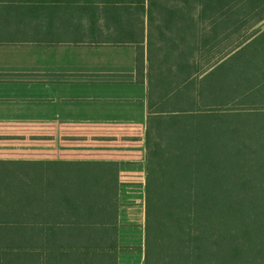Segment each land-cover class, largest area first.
<instances>
[{
  "label": "trees",
  "instance_id": "obj_1",
  "mask_svg": "<svg viewBox=\"0 0 264 264\" xmlns=\"http://www.w3.org/2000/svg\"><path fill=\"white\" fill-rule=\"evenodd\" d=\"M95 1L138 45L139 67L147 17L160 67L149 84L147 264H264V49L236 75L220 72L233 57L198 75L200 58L248 22L203 49L201 15L247 3L255 16L264 0ZM49 171L0 161V264H118V165Z\"/></svg>",
  "mask_w": 264,
  "mask_h": 264
},
{
  "label": "crops",
  "instance_id": "obj_2",
  "mask_svg": "<svg viewBox=\"0 0 264 264\" xmlns=\"http://www.w3.org/2000/svg\"><path fill=\"white\" fill-rule=\"evenodd\" d=\"M245 4L201 15L203 49L211 35L248 22L200 58V78L232 57L220 72L259 61L264 12L253 16ZM98 12L95 0H0V161L40 164L49 174L117 164L118 264H147L149 84L160 67L151 65L146 16L134 40L143 47L139 67L138 45Z\"/></svg>",
  "mask_w": 264,
  "mask_h": 264
},
{
  "label": "rangeland",
  "instance_id": "obj_3",
  "mask_svg": "<svg viewBox=\"0 0 264 264\" xmlns=\"http://www.w3.org/2000/svg\"><path fill=\"white\" fill-rule=\"evenodd\" d=\"M203 93H204V97L207 96V93H206V95H205V91H204ZM150 263H151V262H150Z\"/></svg>",
  "mask_w": 264,
  "mask_h": 264
}]
</instances>
